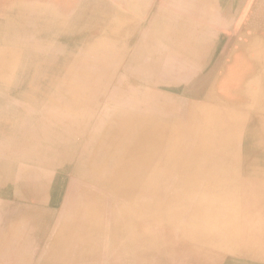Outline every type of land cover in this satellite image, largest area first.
<instances>
[{"label": "bare ground", "instance_id": "1", "mask_svg": "<svg viewBox=\"0 0 264 264\" xmlns=\"http://www.w3.org/2000/svg\"><path fill=\"white\" fill-rule=\"evenodd\" d=\"M162 2L0 0V264H264V0Z\"/></svg>", "mask_w": 264, "mask_h": 264}, {"label": "rangeland", "instance_id": "2", "mask_svg": "<svg viewBox=\"0 0 264 264\" xmlns=\"http://www.w3.org/2000/svg\"><path fill=\"white\" fill-rule=\"evenodd\" d=\"M77 2L81 0H76ZM86 1V0H83ZM107 3H104V0H90V3H96L99 6H103L104 9H108V6H113L118 0H105ZM163 0H143L144 8H140L136 14L139 19H141V25L136 29L134 37L138 39L143 32L144 23L147 25L157 17L160 13V8L163 5ZM177 1V0H176ZM142 3V0H139V4ZM170 8L173 10L174 2L171 3ZM114 7V6H113ZM112 10V9H111ZM175 13V12H173ZM176 15V13L174 14ZM145 25V26H146ZM133 42V41H132ZM143 49V48H141ZM139 52L140 48H139ZM64 191H58L57 193L54 190L49 189V192L42 197H29L25 196L20 197L18 194L14 195V199L6 202V206L0 208L1 217H0V231L2 229H11L12 224L20 222V224H28L30 222L39 221L43 222L45 227L50 225L51 220L48 218L50 209L57 205V209L60 208V204L64 201ZM10 202V203H9ZM9 203V204H8ZM62 205V204H61ZM8 211H6V210ZM43 214L44 218L41 219ZM38 215V216H37ZM40 217V219H39ZM38 219V220H37ZM35 222V223H36ZM23 227V226H22ZM21 227V229H22Z\"/></svg>", "mask_w": 264, "mask_h": 264}]
</instances>
